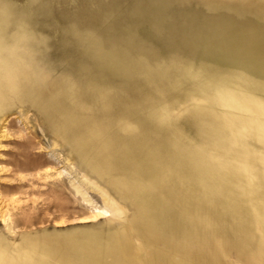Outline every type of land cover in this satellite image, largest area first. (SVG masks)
I'll use <instances>...</instances> for the list:
<instances>
[{
  "label": "rangeland",
  "instance_id": "374dc122",
  "mask_svg": "<svg viewBox=\"0 0 264 264\" xmlns=\"http://www.w3.org/2000/svg\"><path fill=\"white\" fill-rule=\"evenodd\" d=\"M239 1L8 0L50 49L0 56L9 264H113L114 239L124 264H264V0Z\"/></svg>",
  "mask_w": 264,
  "mask_h": 264
},
{
  "label": "clouds",
  "instance_id": "9594fccd",
  "mask_svg": "<svg viewBox=\"0 0 264 264\" xmlns=\"http://www.w3.org/2000/svg\"><path fill=\"white\" fill-rule=\"evenodd\" d=\"M6 3L7 8L4 6ZM15 8L16 6L8 0H0V56L11 59L14 52L23 55L31 51L37 62L49 66L43 59L45 53L50 51L47 47L48 38L36 33L29 22L28 15L16 12ZM32 36L37 39L44 38L45 44L38 51L31 39Z\"/></svg>",
  "mask_w": 264,
  "mask_h": 264
},
{
  "label": "bare ground",
  "instance_id": "6f19581e",
  "mask_svg": "<svg viewBox=\"0 0 264 264\" xmlns=\"http://www.w3.org/2000/svg\"><path fill=\"white\" fill-rule=\"evenodd\" d=\"M1 65V64H0ZM0 68H2L0 66ZM3 73L2 69H0V74ZM7 75V74H6ZM10 78V76H4L3 77H0V99H2L3 102H9L11 100L12 97H14L13 95V89L11 88V83L8 81ZM244 100V99H243ZM128 151V150H127ZM98 191H100L101 193V196H102V199H103V203H104V206L102 209L100 208H95L94 209V213H97V214H103V213H107L109 212V214L111 215V218H118L121 213H122V209L121 207L113 200V198L106 192L104 191L102 188H98ZM108 214V213H107ZM146 224V223H145ZM187 226V225H186ZM183 230V229H181ZM216 230V229H215ZM181 233V232H180ZM181 235V234H180ZM221 240L217 241L218 243L220 242ZM114 242L116 244V249H114L116 251V254L112 253L113 254V257H112V262L113 264H124V255L123 254H128L127 250L125 248H123V246H121V241H119L118 239H114ZM222 243V242H221ZM108 251H111L109 248H108ZM168 252V251H167ZM117 253L119 254V256H117ZM133 253V256L137 255V256H140L134 252ZM171 254V253H170ZM8 253H2L0 255V261L4 262L5 264H9V261H8ZM175 255V254H174ZM174 255L171 256V259L172 260H166L160 264H186L184 262L183 259L181 258H178L176 259L174 257ZM130 257V256H129ZM141 258H144V257H141ZM214 258V257H213ZM115 259H118L117 261ZM159 259V258H158ZM21 263L24 264V257L21 256ZM191 262V261H190ZM193 263V262H192ZM194 264V263H193Z\"/></svg>",
  "mask_w": 264,
  "mask_h": 264
},
{
  "label": "water",
  "instance_id": "95a60500",
  "mask_svg": "<svg viewBox=\"0 0 264 264\" xmlns=\"http://www.w3.org/2000/svg\"><path fill=\"white\" fill-rule=\"evenodd\" d=\"M203 2H205V4H207L208 5V3H209V0H203ZM225 2H228V4H233L234 5V2L235 3H237V4H239L240 5V7H242V3H241V1H239V0H225ZM244 7V6H243ZM233 9V8H232ZM247 9V8H246ZM95 36H98V35H95ZM131 53V52H130ZM131 55H132V57L133 58H135V59H138V60H140L141 62H145L149 67H151V69L154 71V70H161L160 68L163 66V65H166L168 62L166 61V60H163V59H156V60H154V61H151L150 59H147L146 57H144L143 55H141V54H138V53H134V54H132L131 53ZM176 60L175 59H172L170 62L171 63H173V62H175ZM183 64H185V65H187V64H189V63H187V62H185V61H183L182 62V65ZM188 66V65H187ZM227 70L228 71H226V72H230V68L228 69L227 68ZM235 69H233V70H231V72H236V71H234ZM188 71H189V69H188ZM186 91H187V96H188V94H190L191 92H194V94L196 93V91H192V90H187V89H185ZM174 92H172V94H173ZM161 115H162V117L161 118H159V117H156L155 116V118L153 119V121L156 123V125H160V122H162L163 120H166V121H169L172 125H175L174 124V122H173V120H172V115H171V112H170V109H167V108H165L164 107V112H162L161 111ZM145 118H146V116H145ZM147 119V118H146ZM177 129H179V128H177ZM185 140H186V142H189V148L190 149H195V148H198V146H200V138L199 137H197V139L196 140H188L187 138H185ZM78 166V165H77ZM79 167V166H78ZM80 169V168H79ZM128 207V206H127ZM129 208V207H128ZM109 225H110V223H106V225H102V226H88L87 228H102L104 231H106L108 228H109ZM48 231H42V232H38V233H35V234H32V235H30V236H39V235H41V234H45V233H47Z\"/></svg>",
  "mask_w": 264,
  "mask_h": 264
}]
</instances>
